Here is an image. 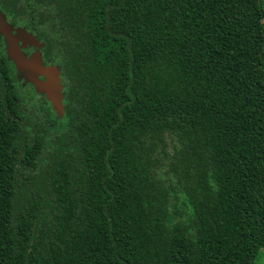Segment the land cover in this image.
Returning <instances> with one entry per match:
<instances>
[{"label":"trees","instance_id":"trees-1","mask_svg":"<svg viewBox=\"0 0 264 264\" xmlns=\"http://www.w3.org/2000/svg\"><path fill=\"white\" fill-rule=\"evenodd\" d=\"M60 70L63 116L0 34V264H254L263 0H0Z\"/></svg>","mask_w":264,"mask_h":264},{"label":"water","instance_id":"water-1","mask_svg":"<svg viewBox=\"0 0 264 264\" xmlns=\"http://www.w3.org/2000/svg\"><path fill=\"white\" fill-rule=\"evenodd\" d=\"M0 34L5 43L7 57L13 61L17 73H21L26 82L32 83L37 93L45 95L57 115L63 116L60 70L55 65L43 63L40 52L42 44L23 28L10 25L2 14ZM27 47L34 48V51L30 54L24 53L23 50Z\"/></svg>","mask_w":264,"mask_h":264},{"label":"rangeland","instance_id":"rangeland-1","mask_svg":"<svg viewBox=\"0 0 264 264\" xmlns=\"http://www.w3.org/2000/svg\"><path fill=\"white\" fill-rule=\"evenodd\" d=\"M30 48V47H27ZM254 264H264V252L261 251L257 257L254 259Z\"/></svg>","mask_w":264,"mask_h":264},{"label":"flooded vegetation","instance_id":"flooded-vegetation-1","mask_svg":"<svg viewBox=\"0 0 264 264\" xmlns=\"http://www.w3.org/2000/svg\"><path fill=\"white\" fill-rule=\"evenodd\" d=\"M23 51H24V53H26V54H30L32 51H34V48H32V47H30V48H26V49H24Z\"/></svg>","mask_w":264,"mask_h":264}]
</instances>
